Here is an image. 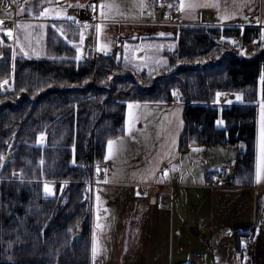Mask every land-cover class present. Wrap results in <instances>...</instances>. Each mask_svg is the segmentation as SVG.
Segmentation results:
<instances>
[{"label": "trees", "instance_id": "1", "mask_svg": "<svg viewBox=\"0 0 264 264\" xmlns=\"http://www.w3.org/2000/svg\"><path fill=\"white\" fill-rule=\"evenodd\" d=\"M262 37L264 27L182 25L165 51L167 65L155 70L137 69L115 51L78 60L63 38L52 44L53 57H14L2 46L0 264H92L96 164L106 161L108 140L125 132L129 103H172L177 87L180 150L242 143L228 184L254 185ZM238 39L257 42L255 53L243 55ZM223 92L236 100L220 104ZM45 182L55 183L54 196Z\"/></svg>", "mask_w": 264, "mask_h": 264}, {"label": "rangeland", "instance_id": "2", "mask_svg": "<svg viewBox=\"0 0 264 264\" xmlns=\"http://www.w3.org/2000/svg\"><path fill=\"white\" fill-rule=\"evenodd\" d=\"M9 1L11 0H0V19L9 16V5L7 6ZM91 1L97 6V16L90 14L86 2L83 4L62 3L63 6H60L58 10L48 11L44 16H40V7L43 11L44 6H49L47 3H51V0H31L30 9L25 15L20 12L16 18H12L21 25L20 28L15 27L13 37H8L6 32H0L1 51L2 46H11L14 57L26 59L53 57L52 44H57V40L62 38L60 35L63 30L76 36L72 30L77 28L75 25L83 26L86 23L89 26L83 29V34L86 36L85 33L89 31L97 17L99 19L97 24L102 25L100 35L98 37L96 35L97 53H101L98 51L99 44L108 41L110 42L108 51L117 52L121 58L137 69L155 70L167 61L165 51L176 46L174 37L178 35L180 26L189 25L187 19H197L203 11H212L218 16L234 15L235 19L237 17L240 23L245 24L246 19H240L245 16V13L255 14L253 17L257 19L256 15L259 11V0H183L182 9L181 0L180 2L179 0H158V3L154 0ZM101 4H111L114 8L105 9V15L102 17ZM189 4L214 6L189 8ZM67 6L70 9L68 11L64 10ZM68 16L75 19L69 20L66 18ZM206 16L203 23L212 22V15L206 14ZM12 19H3L5 27H10ZM135 21H154V25L140 27ZM179 21L186 24L178 25ZM81 45L80 48L86 58L95 55L91 47L88 49L86 48L88 45L86 47ZM237 45L240 46L243 55L252 56L257 42L246 47L247 43L242 40V43ZM177 89H180L181 97L182 89ZM234 100L236 95L230 92H223L219 98L221 103L234 102ZM129 104L133 106L129 108L128 105L127 108L125 132L111 139L114 141L113 150L111 153L107 150V154L114 160V177L132 183L157 179L186 186H177L175 209L174 205L169 209L162 208L160 200L154 202L152 206L154 207V249H96L95 256H103L104 264H189L191 252L204 250L205 239H211V241L216 239V226L222 215L221 209H215V204L212 202L211 189L204 185L207 183V173L214 171L217 176V171L224 170L227 165L231 166L230 161L244 146L242 143L233 147L193 145L188 150H180V136L184 128V105L181 101L160 106L139 102ZM96 165L101 170L106 166L103 162H98ZM165 172H167L166 176ZM47 184L52 186L53 190L55 189V183L47 182ZM118 187H121L119 193L122 198L133 197L134 188ZM257 203L255 219L259 223V228H262L264 198L258 199ZM228 204L229 208L233 207L230 201ZM224 208L226 209L227 205ZM206 220H209L212 226L202 225ZM234 220L237 219L233 216L231 221L234 222ZM181 230L184 233L179 235ZM122 231L126 235L127 229ZM216 242L218 243L219 240ZM262 243L264 244V238ZM234 250V262L247 264L245 255H242L245 254L244 249ZM262 251V255L261 252L260 254L257 251L251 252L248 261L252 260L253 264H264V245ZM119 253L121 260L117 256ZM114 259L118 263H114ZM231 260L230 249H210L209 264H230L228 262Z\"/></svg>", "mask_w": 264, "mask_h": 264}, {"label": "crops", "instance_id": "3", "mask_svg": "<svg viewBox=\"0 0 264 264\" xmlns=\"http://www.w3.org/2000/svg\"><path fill=\"white\" fill-rule=\"evenodd\" d=\"M83 4L88 3L90 14L97 16V6L92 4L91 0H51V3H47L49 6H44L45 9L58 10L60 6L64 4ZM180 2V0H179ZM31 0H11L7 3L9 5V16L3 18L4 20L16 18L20 12L25 15L29 11ZM180 8V3H178ZM95 6V10H93ZM218 9L220 8L218 3ZM159 9H162V7ZM257 11V19H254L253 15L245 13L240 19L245 21V24L240 23L238 18H234V15H228V20H223L225 15L218 16L212 11H203L197 19H187V24L197 25H216V26H238L241 28L246 27H264V0H259ZM42 7H40V12ZM64 10H70L67 6ZM52 12V11H51ZM206 14L212 15V22L203 23L206 19ZM168 16V14H167ZM166 16V17H167ZM209 17V15H208ZM2 19V20H3ZM99 19L93 21L92 27L85 36L84 43L81 45L78 40L81 32L84 33V27L82 25H75L76 29L73 30V36L67 30H63L62 38L69 42L73 41L77 45L85 46L86 48L93 49V53L97 54L95 50L97 43L96 24ZM186 21V20H185ZM137 24L145 27L154 25V21H135ZM10 27L15 29L16 20H11ZM185 23L179 21L178 25ZM74 25V23H72ZM186 24V23H185ZM143 27V28H145ZM67 37V39H65ZM122 39V38H120ZM72 44V43H71ZM73 45V44H72ZM82 51V49H81ZM156 51V50H155ZM39 58V57H36ZM41 58V57H40ZM222 94V93H221ZM220 94V95H221ZM218 96V101L220 98ZM230 95V94H229ZM179 101V100H178ZM175 100L174 102H178ZM147 104V103H143ZM157 106L169 104V103H148ZM221 104V103H220ZM222 125V121L219 123ZM258 137H257V159H256V179L252 186H239L230 185L228 182L223 183L220 177H217L214 171L207 173V183L204 184L207 188L211 189L212 202L215 204V209H221V219L217 222L216 226V239H205L206 245L204 250H197L191 252L189 257V264H209V252L210 249H230L231 261L230 264H238L234 262L235 250L244 249L242 255H245L247 264H253L252 260L249 262V256L256 251L262 255V243L264 238V224L262 228H259V223L255 219V208L258 205V199L264 198V106L259 107L258 111ZM235 157L230 161L231 166H225L224 170L232 175L234 168ZM105 168L101 170L97 165L95 167V180L93 183V246L96 249H154V202L161 201L162 208H168L176 204V190L179 186L185 187V184L168 183L159 180H149L146 182H130L126 180H118L114 171V160L107 154V159L104 162ZM230 165V164H229ZM99 169V172H98ZM217 173V172H216ZM124 186L134 188L135 192L132 198H122L119 193V189ZM178 186V187H177ZM175 191V192H174ZM140 193L137 195V193ZM260 195V197H259ZM259 197V198H258ZM229 201L233 207L229 208ZM227 205V208L224 207ZM225 211V215L223 212ZM228 211V212H227ZM214 212V211H213ZM227 212V214H226ZM215 213V212H214ZM234 216V222L231 221ZM241 219V220H240ZM202 225H211L209 220H206ZM212 226V225H211ZM123 229H127V233L123 232ZM184 232L179 231V235ZM174 234V232H173ZM200 237V235H199ZM208 238V237H207ZM248 239L250 242H248ZM216 240H219L217 243ZM215 241V242H214ZM215 243V244H214ZM170 247V243H169ZM120 258V253L117 255ZM116 256V257H117ZM115 257V259H116ZM113 260L114 263H118ZM217 261V259L215 258ZM105 258L103 256H93L92 264H104ZM125 261V260H123ZM219 263V262H217ZM149 264V263H148Z\"/></svg>", "mask_w": 264, "mask_h": 264}, {"label": "snow or ice", "instance_id": "4", "mask_svg": "<svg viewBox=\"0 0 264 264\" xmlns=\"http://www.w3.org/2000/svg\"><path fill=\"white\" fill-rule=\"evenodd\" d=\"M171 7V5H169ZM209 7V6H214V5H209V4H203V5H200V4H189L188 7L189 8H196V7ZM184 7V4H183V0H181V9ZM114 8V5H111V4H101L100 5V15L102 17H104L105 15V9H113ZM93 10H95V6H93ZM48 12V9H44L42 12L39 13L40 16H44L45 13ZM31 14V13H30ZM67 19L69 20H74L75 18L74 17H66ZM230 17L226 14L224 17H223V20H228ZM77 23H79L77 21ZM21 25L19 23H16V28H20ZM84 28H87L89 27L86 23L83 25ZM96 28V33H97V36L100 35L101 31H102V25L100 24H97L95 26ZM0 32H6L7 36L12 38L13 37V29L11 27H5V21L0 19ZM61 35L63 36V32H61ZM161 35H164L163 33H161ZM264 38V37H262ZM65 39H67V37H65ZM221 39H225L224 37H221ZM85 40V35L83 34V32L80 33L79 35V43L80 44H83ZM233 44L236 43V41L232 40L231 41ZM69 43H72L73 44V47L76 48L77 50V53H78V56H77V59L79 60L81 58V55H79V53L81 52V49L79 47V45H77L75 42L73 41H69ZM109 46H110V42L108 41H105L103 44H99L98 46V51H101V52H104L105 54H107V51L109 50ZM165 65H167V61L164 62ZM262 79H264V77H262ZM173 95L174 96H178L179 95V92L178 90H173ZM220 93H217V96H219ZM133 105L129 104V108H131ZM220 122H218L219 124ZM38 139H40L41 141L44 139L43 136L39 137ZM107 145H108V150H109V153L112 152L113 150V145H114V141L113 140H108L107 142ZM107 159V157H106ZM43 163V161L41 162ZM98 172H99V169H98ZM164 175L166 176L167 175V172L164 173ZM44 191L46 194H54V190L52 187H50L47 183H45L44 185ZM140 193L138 192L137 195H139ZM96 254V248H95V245L93 246V256H95Z\"/></svg>", "mask_w": 264, "mask_h": 264}, {"label": "built area", "instance_id": "5", "mask_svg": "<svg viewBox=\"0 0 264 264\" xmlns=\"http://www.w3.org/2000/svg\"><path fill=\"white\" fill-rule=\"evenodd\" d=\"M237 42L240 44V43H242V40L238 39ZM177 90H179V95L175 96V97L179 98L180 95H181V91H180V89H177ZM218 174H219V176H220V178H221L223 183H226V182L229 181L230 175H229V173L227 171H225V170L218 171Z\"/></svg>", "mask_w": 264, "mask_h": 264}, {"label": "water", "instance_id": "6", "mask_svg": "<svg viewBox=\"0 0 264 264\" xmlns=\"http://www.w3.org/2000/svg\"><path fill=\"white\" fill-rule=\"evenodd\" d=\"M153 202H155V200H153Z\"/></svg>", "mask_w": 264, "mask_h": 264}, {"label": "bare ground", "instance_id": "7", "mask_svg": "<svg viewBox=\"0 0 264 264\" xmlns=\"http://www.w3.org/2000/svg\"><path fill=\"white\" fill-rule=\"evenodd\" d=\"M52 187V186H51Z\"/></svg>", "mask_w": 264, "mask_h": 264}]
</instances>
